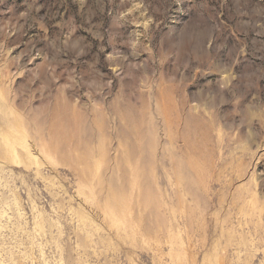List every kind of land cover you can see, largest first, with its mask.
Returning a JSON list of instances; mask_svg holds the SVG:
<instances>
[{
	"label": "rangeland",
	"instance_id": "1",
	"mask_svg": "<svg viewBox=\"0 0 264 264\" xmlns=\"http://www.w3.org/2000/svg\"><path fill=\"white\" fill-rule=\"evenodd\" d=\"M0 264H264V0H0Z\"/></svg>",
	"mask_w": 264,
	"mask_h": 264
}]
</instances>
